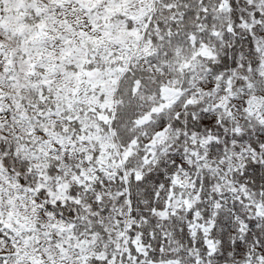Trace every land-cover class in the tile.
<instances>
[{"label":"snow or ice","instance_id":"6c2138e0","mask_svg":"<svg viewBox=\"0 0 264 264\" xmlns=\"http://www.w3.org/2000/svg\"><path fill=\"white\" fill-rule=\"evenodd\" d=\"M0 264H264V0H0Z\"/></svg>","mask_w":264,"mask_h":264}]
</instances>
